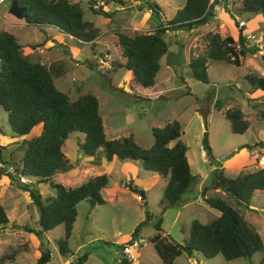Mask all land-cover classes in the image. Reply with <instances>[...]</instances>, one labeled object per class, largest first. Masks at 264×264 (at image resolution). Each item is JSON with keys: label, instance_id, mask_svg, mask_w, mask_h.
Returning <instances> with one entry per match:
<instances>
[{"label": "rangeland", "instance_id": "374dc122", "mask_svg": "<svg viewBox=\"0 0 264 264\" xmlns=\"http://www.w3.org/2000/svg\"><path fill=\"white\" fill-rule=\"evenodd\" d=\"M10 1L0 2V30L16 38L25 57L40 62L49 70L56 88L65 93L69 100L75 99L78 93L85 92L96 97L106 139L131 135L139 147L147 149L153 141L151 128H161L166 122L177 120L182 129L181 139L187 146L186 158L190 172L199 174L180 197L182 201L187 198L189 201L194 200L193 205L180 209L181 203H177L163 210L160 205L165 185L163 180L158 177L151 179L150 172L144 171L138 161L133 163L116 158L106 161L102 149L92 157L82 155L78 148L82 135L70 133L61 148L70 167L67 171L55 172L51 181L64 187H75L100 174H105L108 179L107 185L100 190L104 202L102 205L90 208L87 201H80L75 206L76 216L67 240L73 259L87 253L86 264H116L120 246L131 239L141 238L143 242L137 252L136 264H162L148 240L155 233L153 225L156 220H160L162 236L179 243V237L187 236L192 220L207 223L216 217V210L204 205L205 197H220L235 208L259 235L264 253V190L252 194L250 210L235 206L227 194L213 189L210 172L213 168L200 156L203 132L207 135L213 159L220 167L234 153L242 151L236 158L238 164L235 163V166L231 165L222 172L225 177L234 178L239 163L246 167L241 168L239 173L253 169V148L257 149V154L264 152L258 150L264 146V123L256 118L252 107L260 104V93H250L244 78L247 74L264 78V64L260 58L256 54L247 53L239 66L206 58L207 82L196 81L189 75L188 61L196 56L205 57L208 34L236 39L239 29L229 20L230 16L226 11L213 12L207 23L197 28L165 34L164 40L169 51L176 52V56L172 62L166 55L160 57L159 70L155 75L156 86L151 89L131 85L130 73L124 68L112 66L113 62L123 63L115 47L116 34L132 36L152 30L149 12L144 8L139 9V0H123L125 6L118 9H114L111 3L103 5L102 9L106 12L117 10L111 19L90 13L87 0H69L78 3L82 19L90 21L97 29V35L91 43L84 45L76 43L74 38L67 37L56 28H45L44 33H41L25 26L22 19L8 14ZM95 1L101 6L103 0ZM143 1L157 4L166 20L171 19L175 9L184 3V0ZM234 2L235 12L245 22L241 33L264 39V17L258 13H242L240 0ZM262 53L264 54V50ZM153 90H159L156 97L152 96ZM215 100L218 101L216 105ZM235 108L243 112L242 116L248 122V127L242 134L231 133L229 123L223 116L225 109ZM202 111H208L204 127L200 116L198 117ZM38 132L39 127L36 126L25 139L35 137ZM0 134V167L11 176H2L0 179V205L8 219L5 226H0V257L4 258L2 262L35 264L40 244V248L49 251L53 259L50 264H54L59 259L54 239L62 236L61 225L42 234L38 240L32 234L13 229L11 225L15 223L34 227L37 211L27 193L17 187V182L26 181L11 174V167L21 157L22 147L13 144L18 138L7 126L5 113L1 109ZM199 177H202L201 190L196 188ZM126 181L142 191V201L136 198L138 193L127 188ZM30 187L37 189L42 198L54 195L47 182L32 183ZM144 209L148 212L149 220L133 233L135 226L143 220ZM177 210L180 214L174 224L172 217ZM177 228L182 231L178 232ZM8 256L11 258H7ZM261 257V252H254L249 258L226 261L219 254L211 259L181 254L173 259L172 264H258ZM188 258L194 263H190Z\"/></svg>", "mask_w": 264, "mask_h": 264}, {"label": "trees", "instance_id": "16d2710c", "mask_svg": "<svg viewBox=\"0 0 264 264\" xmlns=\"http://www.w3.org/2000/svg\"><path fill=\"white\" fill-rule=\"evenodd\" d=\"M14 1L22 9L21 19L24 25L41 33H44L47 27L56 28L65 35L83 42L92 41L97 35V29L92 23L82 19V10L77 2ZM101 3L100 6L95 0H87L88 11L110 19L117 10L106 12L102 9L103 5L111 3L114 7L125 6L123 0H103ZM138 7L149 12L153 22L152 30L132 36L116 34L115 46L123 63L113 62L112 66L126 69L131 75V85L150 88L154 85L160 57L169 54L164 40L165 34L202 26L213 16V12L211 7L207 6V0H184V4L168 20L162 17L160 8L154 2L139 0ZM240 9L242 13H258L264 17V0H240ZM261 40L264 48V39ZM206 43L205 57L196 56L187 63L190 77L203 83L207 82L206 58L239 66L247 53H256L255 47L244 44L241 29L234 40L230 36L222 38L218 34H208ZM244 78L250 93H260V104L252 107L256 118L264 123V78L254 74H247ZM217 103L215 100L214 104ZM0 109L5 113L10 131L18 138L13 144L22 147L21 157L17 164L11 167V174L26 181L17 182V187L27 193L37 211L34 227L15 223L11 225L13 229L34 235L37 240L42 234L61 225L63 234L54 239V244L58 255L63 259L71 256L67 240L76 216V204L87 201L90 208L102 205L104 202L100 190L108 182L105 174L91 177L75 187H64L51 181L57 170L67 171L70 167L61 150L70 133L82 135V141L78 144L82 155L92 157L102 149L106 161L113 158L120 161H138L144 171L163 180L165 185L160 201L163 210L177 204L190 183L198 178V175H192L189 171L187 148L181 139L182 129L177 120L168 121L161 128H151L153 141L147 149L139 147L131 135L106 139L96 97L90 92H85L78 93L75 99L69 100L65 93L56 88L49 70L38 61L25 57L16 38L3 30H0ZM223 116L233 134H242L248 127L247 120L237 108L225 109ZM36 126L39 127L38 134L29 140L25 139ZM200 144L205 159L213 167L210 171L213 189H223L235 206L250 210L248 202L252 193L264 190V166L239 173L234 178H227L223 175L222 168H219L220 165L213 159L205 132L202 133ZM2 169L0 167V179L2 176L11 178ZM42 182L49 184L54 191L53 196L42 198L37 189L30 187L32 183ZM130 185L128 183L127 188L138 193V201H142V191ZM204 202L219 215L207 223L192 220L187 229V236L179 243L171 242L162 236L160 220H156L153 225L155 233L148 240L162 264H172L173 259L181 254L187 257L200 256L204 259H211L219 254L224 260L232 261L249 258L254 252L262 253L258 264H264L261 239L238 211L220 197H207ZM148 220V212L144 209L143 220L135 226L133 233ZM7 222L5 211L0 205V226H5ZM179 231L182 229L179 228ZM40 246L39 244V255L35 264H49L50 253ZM86 258L87 253H83L68 264H83ZM3 259L0 257V264H3ZM119 264L130 262L122 259Z\"/></svg>", "mask_w": 264, "mask_h": 264}, {"label": "built area", "instance_id": "2783aa9c", "mask_svg": "<svg viewBox=\"0 0 264 264\" xmlns=\"http://www.w3.org/2000/svg\"><path fill=\"white\" fill-rule=\"evenodd\" d=\"M2 0H0L1 2ZM235 0H207V6L211 7L212 12H217V10L222 12H227L230 16V21L235 25L237 29H243L245 26V22L240 19L235 12L233 7ZM217 15V14H216ZM244 36V44L246 46H253L256 48V55L260 58V61L262 64H264V54L262 51L264 48L262 47V41L261 39H256L255 35L252 34H243ZM75 41L79 44H89V42H83L81 40L75 39ZM253 155L255 158V165L257 168H262L264 166V154L260 153L257 154L256 151H253ZM136 198L139 200V197L136 196ZM143 240L141 238H138L136 240H129L128 242H125L121 245L120 248V254L123 256V259L127 260L128 262H132L137 257V252L140 248L141 243ZM69 263V262H68Z\"/></svg>", "mask_w": 264, "mask_h": 264}, {"label": "crops", "instance_id": "0c3cea01", "mask_svg": "<svg viewBox=\"0 0 264 264\" xmlns=\"http://www.w3.org/2000/svg\"><path fill=\"white\" fill-rule=\"evenodd\" d=\"M184 4V3H183ZM114 9H118V7H114ZM179 9V8H178ZM177 9H175V11H176ZM150 16V15H149ZM111 19V18H110ZM152 24H153V22H152ZM47 28H51V27H47ZM55 29V28H54ZM67 37H70V36H68V35H66ZM72 38V37H71ZM77 43V42H76ZM81 45V44H80ZM116 47V46H115ZM170 49H169V47H168V51H169ZM181 50H179V52H180ZM176 52L175 53H172V52H170L169 51V54L167 55V58L169 59V60H171V62L174 60V58L173 57H175L176 55ZM163 56H165V55H163ZM162 56V57H163ZM170 61H169V64L170 65H172V63H171ZM40 63V62H39ZM43 65V64H42ZM169 69H171V67H169ZM159 70V69H158ZM156 86V82L154 81V85L152 86V87H150L151 89L152 88H154ZM159 92V90H156V91H152L151 93H152V96L153 97H156L155 95L157 94ZM241 111V110H240ZM242 112V111H241ZM243 113V112H242ZM207 114H208V111H207ZM198 117H199V115H198ZM182 136V135H181ZM259 144H261V143H259ZM201 146V145H200ZM186 148H187V146H186ZM240 150H242V149H240ZM258 150H260V151H263L264 150V148H261V149H258ZM253 151H256L257 152V149H255V148H253L252 149V152ZM98 152V151H97ZM186 154H187V150H186ZM242 154V151L240 152H236V153H234L233 154V156L231 157V159L230 160H227L226 162H224L222 165H221V167L220 168H222V172H223V170H225L226 168H228L229 166H231V165H234L235 163H236V165L238 164V162L239 161H237V157L239 156V155H241ZM194 156H195V153L193 154ZM200 156L203 158V159H205V157H204V154H203V151H202V149L200 150ZM253 158H254V155H253ZM196 159V158H195ZM186 160H187V158H186ZM131 162H133V163H135L136 161H131ZM188 163V162H187ZM189 165V164H188ZM235 166V165H234ZM189 167V166H188ZM213 168V167H212ZM245 169L246 167H245V165H243V164H241V163H239V165L238 166H236V171H235V176L240 172L239 170L240 169ZM255 168H257V166L256 165H254V167H253V169H255ZM252 169V170H253ZM251 170V171H252ZM189 171H190V169H189ZM148 173V172H147ZM191 173V172H190ZM192 175H194L193 173H191ZM196 174V173H195ZM198 174V173H197ZM149 175H152L151 176V179H157V176L155 175V174H152V173H150ZM199 175V174H198ZM202 177H199V179L197 180L198 182H197V186H196V188H197V190H201V185H202ZM128 181H126L125 182V184H128L127 183ZM124 184V185H125ZM164 187V186H163ZM213 192V191H212ZM256 192H258V191H254L252 194H254V193H256ZM202 196H203V192H202ZM252 196V195H251ZM206 198V197H205ZM196 201V200H195ZM251 201V198L249 199V202ZM248 202V207L249 208H252L251 207V205H250V203ZM178 203H181V206H180V209H183V208H185V207H189V206H192L193 205V203H194V200H191V201H189L188 200V198H187V200H184V201H182V198L181 199H179V201H178ZM204 205H206L205 204V202H204ZM207 206V205H206ZM209 208V207H208ZM210 209V208H209ZM214 210V209H213ZM179 214H180V211L179 210H177L176 212H174L173 213V217H172V223H174L175 224V220H176V218L179 216ZM219 215V213L216 211V217ZM174 228H175V226H174ZM177 230H178V232H179V228H177ZM180 238V240L182 239V237H179ZM73 256L71 255V256H69L67 259H63V258H61L60 256H59V259H58V261H56L54 264H68V262H70L71 261V259H73L72 258ZM138 257V256H137ZM137 257L132 261V262H130V264H136L137 263ZM123 259V256L120 254V250H119V252H118V256H117V258H116V264H119V262L121 261ZM189 259V262L191 263V262H193V261H190V260H192V259H190V258H188ZM53 259L51 258V255H50V261H52ZM87 263V258H86V260L83 262V264H86ZM194 263V262H193ZM49 264H50V262H49ZM199 264V263H198Z\"/></svg>", "mask_w": 264, "mask_h": 264}, {"label": "water", "instance_id": "95a60500", "mask_svg": "<svg viewBox=\"0 0 264 264\" xmlns=\"http://www.w3.org/2000/svg\"><path fill=\"white\" fill-rule=\"evenodd\" d=\"M8 14L12 15L14 18L16 19H21L22 16V9L20 7L17 6L16 2L14 0L10 1L9 7H8ZM204 110V109H203ZM206 113L204 111H202L199 116L201 118V122L203 124V127L205 126V118H206ZM78 152V151H77ZM60 170H57L56 172H58ZM219 191L224 192L225 194L229 195L226 191H224L223 189H218Z\"/></svg>", "mask_w": 264, "mask_h": 264}]
</instances>
